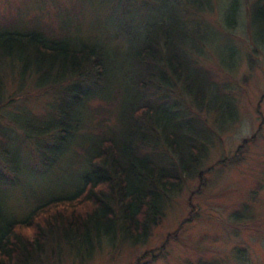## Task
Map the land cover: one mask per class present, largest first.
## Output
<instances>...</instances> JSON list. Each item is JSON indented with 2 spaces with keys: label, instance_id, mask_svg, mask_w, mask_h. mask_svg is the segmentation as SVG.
I'll list each match as a JSON object with an SVG mask.
<instances>
[{
  "label": "trees",
  "instance_id": "16d2710c",
  "mask_svg": "<svg viewBox=\"0 0 264 264\" xmlns=\"http://www.w3.org/2000/svg\"><path fill=\"white\" fill-rule=\"evenodd\" d=\"M225 1L223 22L232 29L239 21L240 0ZM140 8L145 12L133 29L134 43L125 48L119 67L130 70L122 79L130 76L131 86L152 87L156 102L123 106L120 113L131 116V123L123 121L120 129L95 136L81 185L73 192L47 199L21 219L8 217L0 198V264H55L63 252L71 262H81L106 245L117 250L124 243L142 244L187 181L197 179L200 191L207 140L237 113L231 94L225 114L213 78L200 62L217 37L200 16L211 10L212 0H151ZM246 17L254 43L264 42V0H251ZM107 48L100 40L52 37L37 29L0 30V115L14 102L13 92L28 84L57 91L46 115L24 109L9 116L13 128L0 131L1 186L10 181L7 175L22 170L26 147L15 143L18 137L29 143L39 164L62 159L84 125L85 106L101 98L105 85H110ZM225 54L233 61L231 46ZM15 79L16 89L8 90V82ZM174 90L187 108L175 99L165 101ZM129 98L123 96L122 105ZM188 112L205 114L201 120ZM263 123L264 119L253 135L242 140L236 154L255 139ZM194 193L188 198V214L164 244L196 217ZM236 214L237 221L244 218L240 211ZM151 251L131 264H146L154 256ZM231 256L237 264H250L245 248L231 249Z\"/></svg>",
  "mask_w": 264,
  "mask_h": 264
},
{
  "label": "rangeland",
  "instance_id": "374dc122",
  "mask_svg": "<svg viewBox=\"0 0 264 264\" xmlns=\"http://www.w3.org/2000/svg\"><path fill=\"white\" fill-rule=\"evenodd\" d=\"M250 2L240 0L239 21L232 29L223 22L225 0H212L211 10L200 14L217 33V37L213 34L214 45L200 62L213 78V89L221 96L219 103L225 114L231 94L237 108L235 117L222 129H214L212 138L207 140L202 164L206 172L200 191L196 190L197 179L187 181L165 218L144 243H124L117 250L106 245L81 262H71L63 252L61 261H54L55 264H131L148 250L154 256L146 264H237L231 256V249L236 247L246 249L250 264H264V123L255 139L236 154L238 145L253 135L264 119V42L255 44L254 33L248 28L246 15ZM147 3L151 0H0V30L37 29L52 37L100 40L110 49L112 62L110 85H105L101 98H93L85 106L84 125L62 159L51 165L39 164L28 142L22 143L21 137L15 141L26 148L21 172L7 175L10 181L0 184V198L8 217L21 219L47 199L73 192L81 185L87 153L95 136L120 129L123 121L126 125L131 123V116L120 113L123 106L147 100L156 102L158 96L152 87L131 86L130 76L122 79L130 70L119 67L125 59V48L134 43L133 29L145 12L140 7ZM136 7L140 10L135 11ZM229 45L234 50L233 61L225 54ZM17 85L16 79L9 81L8 90H15ZM55 92L32 84L13 92L14 102L0 115V131L13 128L9 116L24 109L39 117L46 115ZM174 93L175 90L165 101L175 99L180 107L187 108L182 96ZM125 95L130 98L122 105ZM188 114L203 120L205 113ZM211 116L208 117L213 126ZM215 124L218 127V121ZM234 155L238 157L232 159ZM221 160L225 161L219 163ZM193 190L196 193L192 202L198 206L196 217L164 244L168 234L188 214V198ZM237 211L244 216L240 221Z\"/></svg>",
  "mask_w": 264,
  "mask_h": 264
}]
</instances>
